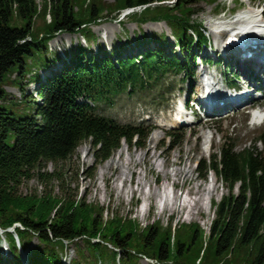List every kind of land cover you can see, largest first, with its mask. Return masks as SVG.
<instances>
[{
    "label": "trees",
    "instance_id": "16d2710c",
    "mask_svg": "<svg viewBox=\"0 0 264 264\" xmlns=\"http://www.w3.org/2000/svg\"><path fill=\"white\" fill-rule=\"evenodd\" d=\"M168 1H172L171 6L165 4ZM218 1L40 0L38 4L37 0H0V101L7 98L4 79L8 73L14 75L20 88L23 81L34 82L40 100L27 101L33 112L23 118H15L0 107V229L7 237L13 264H21L17 241L24 250L32 238L39 244L31 258H26L29 264H64L67 244L78 240L86 253L80 248L76 253L85 264H140L142 258L155 264H219L220 260L233 264L226 257L236 254H241L234 260L238 264H264V153L256 148L257 144L264 146V132L250 147L240 150L233 141L224 140L217 154L196 165L201 179L212 173L227 190L214 204L204 248L199 246L203 234L196 224L181 226L188 231L185 233L171 225L163 229L158 223L141 229L127 217L104 220L101 209L83 199L19 193L23 182L34 176L40 181L59 180V174L41 171L48 163L68 160L81 143L91 144L96 163L106 161L121 142L142 148L150 132L148 126L119 124L96 113L91 103H105L138 89L154 90L168 74H182L189 80L197 61L193 47L207 44L201 24L193 20L200 13L194 7ZM133 8L140 11L129 17L140 25L165 23L182 57L172 49L173 43L155 34L134 41L133 49L148 45L137 56L123 54L121 45L112 49L111 56L105 52L96 56L78 45L55 70L54 65L62 59L48 57L46 51L57 34H78L90 41L95 37L91 25L114 12ZM37 17L43 22L35 29ZM13 19L21 25L10 26ZM35 65L42 67L33 81ZM41 69L48 72L44 79ZM173 140V145L181 142L174 135ZM12 227V233L7 231ZM69 264L82 263L76 259Z\"/></svg>",
    "mask_w": 264,
    "mask_h": 264
},
{
    "label": "rangeland",
    "instance_id": "374dc122",
    "mask_svg": "<svg viewBox=\"0 0 264 264\" xmlns=\"http://www.w3.org/2000/svg\"><path fill=\"white\" fill-rule=\"evenodd\" d=\"M114 1L105 0L106 3H114ZM37 3L40 4V0H37ZM171 3L172 1H168L165 4L171 6ZM249 7H254L262 12L264 11V0H219L218 4L201 2L195 5L194 8L200 13L194 16L193 20L201 24L208 43L201 48L193 47V55L198 56L199 61L192 80H186L182 74H168L154 90L138 89L113 97L105 103H91L95 107L96 113L109 117L119 124L148 126L150 132L142 148L129 147L121 142L120 147L106 161L96 163L91 144L89 142L81 143L68 160L57 165L48 163L41 171L47 175L55 172L60 175L59 180L47 178L46 181H40L34 176L23 182L19 193L37 197L50 193L58 197L83 199L88 204H93L101 209L100 213L104 220L109 216L127 217L135 221L141 229L155 226L156 223L163 229L167 225H171L172 229L174 227L182 229L181 226L196 224L203 234L200 237L199 246L204 248L214 219V204L227 195V190L212 173H208L205 179H201L197 174L196 165L200 160L217 154L224 140L233 141L236 149L240 150L250 147L254 140L264 132V121L260 126H254L248 111L250 107L256 108V104H260L263 106L264 112V78H260L262 74L260 72L258 74L257 70L256 75L254 66L253 73H248L249 65L236 68L230 63V60L225 65V61L216 56L220 40L216 39L211 32L217 23H222L225 28H228V24H234L238 15L240 13V16L244 15ZM139 11V9H125L109 16L104 15L105 17H102L97 24L90 26L95 37L87 42L78 34L59 33L48 42L46 56L62 59L57 65H54L55 70H58L67 62L69 54L73 53L78 45L83 46L90 54L96 56H102L103 52L107 56H111L112 49H117L121 45L125 49L122 50L123 54L137 56L148 48V45H141L134 50L132 44L137 38H151L155 34L163 35L164 42L175 44L170 29L165 23L149 22L140 25L129 17L132 14H138ZM46 19L49 20L48 15ZM42 22V18L37 17L34 20V28L41 27ZM14 24L21 25V22L13 19L10 26ZM225 37V35L222 36L223 39ZM214 46L217 48L215 49ZM172 49L176 50L174 46ZM176 54L182 57L178 50H176ZM41 57L43 59V55ZM209 59L213 62L205 65ZM200 60L205 62L200 64ZM41 67L35 65L33 81L38 79V71ZM43 70L41 69L39 74L44 79L48 76V72L47 69L44 72ZM201 73L211 75L213 79L219 80L220 84L231 83V80L233 81V78L237 77L238 80L234 82L235 89L238 91L239 86L243 88L248 86V89L253 91L254 100L235 111L226 112L222 116L207 117L200 112V114L197 113L192 123L177 124L178 118L176 119V117L178 115H176L174 106L183 100L190 105L195 103L193 100L198 98ZM255 75L259 81H256ZM248 81L252 84L249 85ZM4 83L7 98L0 101V107H4L15 118L31 116L33 105H27V101L40 102L35 83L31 80L23 81L22 88H20L18 80H15L14 75L10 73L7 74ZM163 92L165 93L161 96L160 93ZM184 119L189 120L190 117L186 115ZM173 135L174 139L181 140L180 144L173 145ZM256 148L259 152L264 153L263 145L257 144ZM147 152L151 156V160L143 162ZM130 162L136 163V166H130ZM138 163L140 164L138 165ZM180 163L182 166H179ZM185 167L190 171V180L177 177L174 179L176 171ZM132 170L135 173L132 174ZM123 178L124 182H122ZM164 188H167L168 200L177 198V203L173 205L169 201V211H163L164 195H162V191ZM209 189L211 195L207 196L201 206L197 207L193 216H189L188 208L183 211L179 207L185 200L201 198ZM234 192H237L236 188ZM150 194H154L152 199H147ZM15 226L19 227V225ZM7 231L13 232V227ZM181 231L188 232L184 229ZM0 242V264H13V257L9 251L4 252L6 255L1 251L2 244L8 246L7 237L1 229ZM38 244L37 239L32 238L23 250L17 241L21 264H29L26 258H31L32 251ZM67 245L64 264H69L71 260L76 259L85 264L81 260V256L76 253L78 248L86 253L82 240ZM234 257L228 256L226 259L231 258L233 264H238L234 260L238 257L241 258V254L239 256L236 254ZM139 263L155 264L154 261L145 258L139 260ZM100 264H105V262ZM219 264L226 263L220 260Z\"/></svg>",
    "mask_w": 264,
    "mask_h": 264
},
{
    "label": "bare ground",
    "instance_id": "6f19581e",
    "mask_svg": "<svg viewBox=\"0 0 264 264\" xmlns=\"http://www.w3.org/2000/svg\"><path fill=\"white\" fill-rule=\"evenodd\" d=\"M261 15H264V12H259L258 9L254 8V7H249L246 11V13L242 16H240V18L234 23V24H228L229 27L228 28H225L222 24V23H217L213 26V34L215 36L216 39L220 40V42L222 41V36L225 35L226 38H224L225 40L222 42L221 44V48H223L224 50H231V48H228V47H225V41L227 39V37L229 36V33L231 32H238L239 30H242L244 32H246L247 34H251L253 32H257V30L260 29V25H261ZM233 25V26H232ZM255 25H259L257 28H253ZM215 27V28H214ZM221 27V28H220ZM224 27V28H223ZM220 28V29H219ZM247 28V29H245ZM216 30V31H214ZM220 37V38H219ZM257 53H255V57H256ZM262 55H264V52H260V55L257 57H262ZM256 57V61H255V65L254 67L256 68V72L255 74L257 75V70H258V74L260 72V74L264 75V63L259 60L258 58ZM253 59V58H252ZM206 75H209L207 73H204ZM264 78V76H262ZM210 78H206L207 82L210 84V86H208V89H209V92L210 93V98L212 100L215 99L216 103L221 101L223 102V106L220 107L218 106L217 104H214L213 106L209 107V109H205L206 113H208L209 116H222L223 114H225L226 112H230V111H235L237 110L240 106H243V105H246L250 102H252V98L251 96H247L245 97L244 99H242L241 101L238 102V104H235V105H231V104H228L226 103V94L224 90H222V85L220 84L219 80L217 79H213L211 77V75H209ZM216 78V77H215ZM254 78H256V81H259L258 77L255 76ZM249 82V81H248ZM252 83L249 82V85H251ZM263 84V83H262ZM200 88H202L201 84H200ZM246 90V88L244 89ZM242 90V91H244ZM201 91V90H200ZM216 93H214V92ZM240 94V93H239ZM204 97H202V93H201V96L198 95V98H197V101L199 100L200 103L202 104V107L205 108V105H204V102L201 101V99H203ZM178 115V114H177ZM186 116V115H185ZM180 117L181 119H183V116H177V118ZM260 117H263V115H260V116H257V115H254L252 117V119L255 121L257 119H259ZM147 160H151V156L149 155V153L147 152L144 156V159L142 160L143 162H146ZM133 163V164H132ZM136 163L134 162H130V166L134 167L136 166L135 165ZM140 163H138L139 165ZM137 165V166H138ZM182 166V163L179 164V166ZM187 167H185L184 169H181V170H177L176 173L174 174L173 178L176 179L175 177L177 178H183L184 180H190V171L188 169H186ZM130 169V167H129ZM136 170V169H135ZM135 173L133 170H132V174ZM166 176H168L167 174H165ZM103 177H105L104 174H102ZM122 182H124V178L122 179ZM174 185H175V180H174ZM166 189L167 188H164V190L162 191V195H164V207H163V211L165 210H168L169 208V201L172 202L171 204H175L177 203V198L174 197L173 200H168L167 196H166ZM211 190H206L205 194L201 196V198L199 199H191V201L189 200H185L184 203L182 202V204L179 205V207L184 211H186V209L188 208L189 210V216H193L194 214V211L197 210V207L200 205L201 206V203L206 199L207 196L211 195ZM154 194H150L148 195L147 199H152V196ZM161 197V196H160ZM163 197V196H162ZM173 208V206H172ZM200 208V207H199ZM180 209V210H181ZM199 210V209H198ZM169 211V210H168ZM11 232V231H9ZM12 233V232H11ZM6 255V254H5Z\"/></svg>",
    "mask_w": 264,
    "mask_h": 264
}]
</instances>
